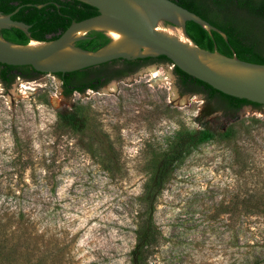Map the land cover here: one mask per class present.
I'll return each mask as SVG.
<instances>
[{"label":"rangeland","instance_id":"374dc122","mask_svg":"<svg viewBox=\"0 0 264 264\" xmlns=\"http://www.w3.org/2000/svg\"><path fill=\"white\" fill-rule=\"evenodd\" d=\"M60 91L50 74L0 84V264H132L148 217L162 238L145 264H264V108L203 109L170 64ZM205 123L211 140L162 165Z\"/></svg>","mask_w":264,"mask_h":264},{"label":"water","instance_id":"95a60500","mask_svg":"<svg viewBox=\"0 0 264 264\" xmlns=\"http://www.w3.org/2000/svg\"><path fill=\"white\" fill-rule=\"evenodd\" d=\"M74 1L95 8L98 14L78 22L71 21L56 39L45 42L29 38L31 23L12 19L21 6L8 14L0 12V64L32 68L41 75H55L113 60L133 61L162 56L172 67L224 95L264 106V64L238 59L226 42L225 33L175 2ZM46 4L51 3L23 6H34L37 11ZM54 6L56 10L62 7ZM187 22L197 24L208 35L213 51L202 49L191 40L186 30ZM10 29H17L25 40L18 39ZM211 32L221 37L232 56L215 51ZM203 44L205 47V36Z\"/></svg>","mask_w":264,"mask_h":264},{"label":"trees","instance_id":"16d2710c","mask_svg":"<svg viewBox=\"0 0 264 264\" xmlns=\"http://www.w3.org/2000/svg\"><path fill=\"white\" fill-rule=\"evenodd\" d=\"M240 1L245 3L243 4V7L239 9L240 11L236 10V12L231 11L229 13H222L223 19L221 23L210 20L201 12L193 9L189 5H183V8L198 15L202 19L208 21L211 25L222 30L227 37V44L231 47L234 55L238 59L250 63L264 64V0ZM48 2L51 4L43 5L41 8H38L37 11L34 6H23L41 5ZM53 4L62 7H58L56 10ZM16 7L19 8L12 16V19L23 22L24 24L31 23L28 29V32H30L28 36L30 39L40 42L56 39L69 27L71 21L78 22L98 14V11L95 8L74 0H0V12L3 14H8L14 11ZM241 9L244 11H241ZM38 14L42 15V17L40 18ZM186 30L191 40L198 47L202 49L206 48L208 51H213L208 35L203 33L197 24L187 22ZM10 31L18 39L25 40V37L17 29H10ZM204 36L205 47L203 44ZM210 36L214 43L215 51L226 56H232L228 47L217 33L211 32ZM146 60H157L158 63L163 65H172L162 56L155 59L147 58L133 61L119 59L113 60L111 63L102 64L101 66L90 67L71 73H58L54 76L60 79L62 88L67 90L68 95H71L73 91L84 93L87 88V84H84L85 75L107 71L110 67L112 68L120 64H124L129 67H136L138 65H142L140 62ZM172 68L181 85L184 86L187 91H196L199 94L206 95L208 99L215 98L219 103L225 104L230 111H237L238 109L248 105L255 109L264 108V106L250 103L246 100H240L224 95L214 90L207 84L185 74L176 67ZM14 70L30 72L31 75L28 81L35 80L42 76L32 68L0 64V82L5 88H8L11 81L16 77V74L13 73ZM59 117L65 124L73 128L78 130L83 128V119L73 111L62 112L59 114ZM219 133L224 138L229 136L227 130L222 131L221 129ZM213 136L214 132L206 123L202 124V128L199 131L182 134L179 140H177L172 154L165 155L161 160L162 165L171 164L179 155H181L182 152H189L198 145L211 140ZM147 209L149 208L147 207L145 210ZM161 238L162 235L153 221L149 217L143 218L137 225L135 246L131 252V263L145 264L150 249L157 243H160Z\"/></svg>","mask_w":264,"mask_h":264},{"label":"flooded vegetation","instance_id":"af4514ba","mask_svg":"<svg viewBox=\"0 0 264 264\" xmlns=\"http://www.w3.org/2000/svg\"><path fill=\"white\" fill-rule=\"evenodd\" d=\"M175 2L177 5L183 7V5H189L193 9L198 10L201 12L204 16L209 18L212 21H215L217 23H221L222 21V13H229V12H236V10L240 11L239 9L243 7L244 2H241L240 0H171ZM42 7V6H41ZM40 7V8H41ZM241 11H244L241 9ZM222 15V16H221ZM208 22V21H207ZM225 22V21H224ZM215 27V26H214ZM217 28V27H216ZM219 29V28H218ZM222 31V30H221ZM223 32V31H222ZM224 33V32H223ZM227 41V37H226ZM147 59V58H146ZM155 59V58H153ZM112 62V61H111ZM108 62V63H111ZM142 65H138L136 67H129L124 64H120L115 67H110L109 70L103 71L97 74H87L85 75V83L87 84V88L85 89V92L87 91H95L98 92L103 88L104 85L108 84L111 81H121L124 79L126 76H130L134 74L135 72L141 70L145 66H150V65H159L162 66L163 64L158 63L157 60L155 61H142L140 62ZM101 66V65H99ZM14 74H16V77L11 81V84L9 85L8 88L12 86H18L20 81H26L28 82V79L30 78L31 73L27 71H13ZM54 76V75H53ZM56 77V76H55ZM59 82H60V96H62L64 99L70 100L74 94H84V93H79L77 91H73L71 95H68V92L66 89L62 88L61 81L58 77H56ZM178 86L180 90L184 94H188L190 96H198L199 93L193 90H186L184 86L181 85L179 79L177 78ZM1 86L3 89H7L4 87V85L0 82ZM203 99V109L209 110L211 112H214L219 115H225V114H232V113H237L242 108L238 109L237 111H230L225 104L219 103L215 98L208 99L206 95H202ZM250 106V105H248ZM245 107V106H244ZM225 129V128H224Z\"/></svg>","mask_w":264,"mask_h":264},{"label":"bare ground","instance_id":"6f19581e","mask_svg":"<svg viewBox=\"0 0 264 264\" xmlns=\"http://www.w3.org/2000/svg\"><path fill=\"white\" fill-rule=\"evenodd\" d=\"M27 88V87H26Z\"/></svg>","mask_w":264,"mask_h":264}]
</instances>
